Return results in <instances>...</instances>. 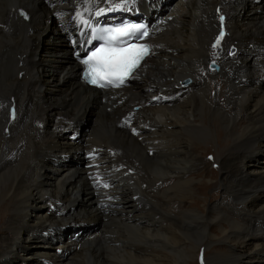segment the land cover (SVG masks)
Instances as JSON below:
<instances>
[{
    "label": "bare ground",
    "instance_id": "bare-ground-1",
    "mask_svg": "<svg viewBox=\"0 0 264 264\" xmlns=\"http://www.w3.org/2000/svg\"><path fill=\"white\" fill-rule=\"evenodd\" d=\"M157 1L0 0V264L36 240L59 241L45 264H264V0H174L128 87L81 82L83 20ZM54 29L63 59L42 55ZM70 222L92 227L51 238Z\"/></svg>",
    "mask_w": 264,
    "mask_h": 264
},
{
    "label": "snow or ice",
    "instance_id": "snow-or-ice-1",
    "mask_svg": "<svg viewBox=\"0 0 264 264\" xmlns=\"http://www.w3.org/2000/svg\"><path fill=\"white\" fill-rule=\"evenodd\" d=\"M103 11L100 9L96 15H100ZM221 21H223V17H221ZM83 23L88 24V21L83 20ZM105 31L107 38L101 36V39H104V45L82 61L87 66L84 76L89 83L102 88L109 85L119 87L133 74L140 61L148 54L147 45L132 43L131 39L146 37L148 32L142 31V26L134 24ZM137 32L141 33V37L135 36ZM223 35L224 33L221 32L220 36L223 37ZM118 37H129L130 39L120 41ZM219 42L220 40L217 39L216 44L218 45ZM215 46L213 45V47Z\"/></svg>",
    "mask_w": 264,
    "mask_h": 264
},
{
    "label": "rangeland",
    "instance_id": "rangeland-1",
    "mask_svg": "<svg viewBox=\"0 0 264 264\" xmlns=\"http://www.w3.org/2000/svg\"><path fill=\"white\" fill-rule=\"evenodd\" d=\"M174 0H159L157 1L156 5H152L150 7H152L150 10V12L147 14L145 13L144 16H146V19L148 20L147 17L149 16H153L156 17L160 14L161 11H164V9H166ZM119 4V3H118ZM140 5V4H139ZM108 6V5H107ZM106 6V7H107ZM125 7L124 8V12L125 13H129L128 15H131L130 13L134 14L136 12L135 11H129L131 10V8L129 10L126 11V7L127 6H123ZM138 7V4L135 6V8ZM155 7H159V8H155ZM134 8V9H135ZM159 13V14H158ZM143 15V14H141ZM99 16V15H98ZM103 18V16H100L99 19ZM153 18L149 20V23H151L153 21ZM100 21V20H99ZM245 22H248V19L245 20ZM56 31V32H55ZM59 35V33L57 32L56 29L52 30V31H49V33L46 35V40L44 42V46H43V52H42V55L45 56V57H48L49 56V52H53L54 53V56L53 58L54 59H63L62 56H59V47L54 45L53 41H54V38L57 37ZM82 44L80 46V52L82 53L83 52V49H82ZM78 50V51H79ZM230 51L233 52L234 54V51L233 49H231ZM232 54V55H233ZM47 55V56H46ZM76 57V56H75ZM78 59V58H77ZM65 60L67 61V58H65ZM210 70H211V67H210ZM215 70H213L214 72ZM82 82V81H81ZM83 83V82H82ZM186 84V82H185ZM125 87H128L125 86ZM124 87V88H125ZM215 87V86H214ZM218 87L220 88L221 85H218ZM123 88V89H124ZM81 123H82V128H81V132L78 134L77 139L79 140H87L91 134L90 131H92V128L94 126V122H95V116L94 115H90L89 117H85V118H81ZM125 125V124H124ZM221 130L224 132V129L221 128ZM68 134H73L71 132H68ZM198 143V145H200L202 148H205V146H207V142L206 141H196ZM211 153V152H209ZM205 156V155H204ZM205 158V162L207 164H214L215 162V155L213 154H209L208 158H206V156L204 157ZM211 158V159H210ZM65 161L63 162L65 167L68 168V167H73V166H81V164L83 163V160H79L78 158L76 157H73V156H66V158L64 157ZM264 160V159H263ZM82 161V162H81ZM249 165V163L247 164ZM212 168V167H211ZM215 170V169H213ZM212 174H210L209 176L211 178H213L215 176V174L213 172H211ZM55 176H60L59 174H55ZM214 182V181H213ZM212 182V184H213ZM211 183V182H210ZM220 192V189L219 188H209L207 189L205 195L207 196V198H214L215 196V201L214 202H219V197H218V194ZM47 210V208H40V209H33V206H30L27 210H26V215L29 217V218H33L35 217V215L39 214H43L45 211ZM38 215V216H39ZM92 226L91 225H85V224H82V223H75V222H70V224L68 225H64L62 227V230L56 234V235H53L51 238L52 239H57L59 236H62L64 235V237H71L75 234H79V236L82 237V230L84 228H91ZM3 229L5 231H7V227H3ZM110 230V229H109ZM108 230L109 233H113L115 231V229H111L110 231ZM114 230V231H113ZM101 244H105V240H101L100 241ZM100 243L98 244V246L100 245ZM35 244L36 245H43V246H40V247H35L34 249H31V251H28V252H23V251H20L18 252V255L16 256V259L15 257H13L12 261L9 262L8 264H45V262L47 261L46 258H44L42 256V252L44 253L45 251H50V252H53L55 250V247L57 246V244H59V241H57L55 244H46V242H43V241H35ZM83 249V248H82ZM37 251V252H36ZM39 252V253H38ZM38 253V254H37ZM37 255V256H36ZM201 258V259H200ZM11 259V258H10ZM9 259V260H10ZM85 261H87V258H83ZM200 260V262L203 260V257H199L198 258ZM51 264H60V263H52L50 262ZM87 264H91V262L87 263ZM189 264V263H188Z\"/></svg>",
    "mask_w": 264,
    "mask_h": 264
},
{
    "label": "water",
    "instance_id": "water-1",
    "mask_svg": "<svg viewBox=\"0 0 264 264\" xmlns=\"http://www.w3.org/2000/svg\"><path fill=\"white\" fill-rule=\"evenodd\" d=\"M127 83H131V80H128Z\"/></svg>",
    "mask_w": 264,
    "mask_h": 264
}]
</instances>
